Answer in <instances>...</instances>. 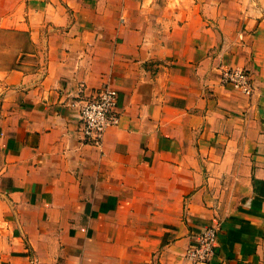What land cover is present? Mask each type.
Returning <instances> with one entry per match:
<instances>
[{
    "label": "crops",
    "instance_id": "0c3cea01",
    "mask_svg": "<svg viewBox=\"0 0 264 264\" xmlns=\"http://www.w3.org/2000/svg\"><path fill=\"white\" fill-rule=\"evenodd\" d=\"M0 264H264V0H0ZM249 72L251 95L220 83ZM108 85L119 123L84 142Z\"/></svg>",
    "mask_w": 264,
    "mask_h": 264
},
{
    "label": "built area",
    "instance_id": "2783aa9c",
    "mask_svg": "<svg viewBox=\"0 0 264 264\" xmlns=\"http://www.w3.org/2000/svg\"><path fill=\"white\" fill-rule=\"evenodd\" d=\"M219 79L222 85H228L244 94L251 95L253 92L249 72L243 68L221 67ZM116 103L117 91L108 85L81 102L77 117L84 142L99 145L105 130L118 125ZM216 233L215 225L206 226L198 235L196 246L188 250L187 257L194 263H208L214 255Z\"/></svg>",
    "mask_w": 264,
    "mask_h": 264
},
{
    "label": "rangeland",
    "instance_id": "374dc122",
    "mask_svg": "<svg viewBox=\"0 0 264 264\" xmlns=\"http://www.w3.org/2000/svg\"><path fill=\"white\" fill-rule=\"evenodd\" d=\"M24 37L17 33L0 32V69H8L19 49ZM194 263V262H193ZM197 264V263H194Z\"/></svg>",
    "mask_w": 264,
    "mask_h": 264
},
{
    "label": "trees",
    "instance_id": "16d2710c",
    "mask_svg": "<svg viewBox=\"0 0 264 264\" xmlns=\"http://www.w3.org/2000/svg\"><path fill=\"white\" fill-rule=\"evenodd\" d=\"M18 34H20V35H21V32H18Z\"/></svg>",
    "mask_w": 264,
    "mask_h": 264
}]
</instances>
